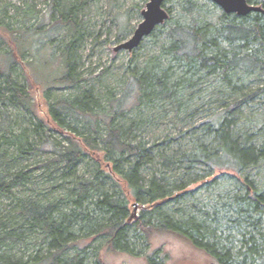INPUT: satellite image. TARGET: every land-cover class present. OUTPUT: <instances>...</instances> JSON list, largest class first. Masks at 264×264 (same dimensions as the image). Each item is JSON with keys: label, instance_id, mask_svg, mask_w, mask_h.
I'll return each instance as SVG.
<instances>
[{"label": "trees", "instance_id": "16d2710c", "mask_svg": "<svg viewBox=\"0 0 264 264\" xmlns=\"http://www.w3.org/2000/svg\"><path fill=\"white\" fill-rule=\"evenodd\" d=\"M248 1L254 3L256 0ZM82 4L75 0H52L53 24L45 30L40 26L30 37H24L31 38L34 50L42 53L48 44H58L61 33L72 35L60 54L53 48L49 51L50 56L58 58L53 59L54 66L62 67L61 74L53 77L57 84H77L74 51L79 27L75 16ZM180 11L183 15H199L201 8L192 0H184ZM55 12L59 13L58 18ZM168 19L167 38L160 54L133 71L121 94L111 95L103 104L100 94L80 89L49 108L55 122L63 129L70 128L76 135L65 134L67 144L61 143L60 148L54 150L56 156L46 165L57 163L61 178H71L72 186L65 197H22L17 199L13 209L0 210V264H106L101 251L103 245L93 244L100 236L106 239L110 249L137 255L131 246V233L137 236L136 232L143 231L146 238L153 229L185 237L220 264H264V232L261 231L264 228L260 222L264 213V184H256L248 174L239 178L248 186L245 194L234 196L230 207L237 213L229 218L238 227L242 219L249 221L253 230L259 232L262 242L252 229L247 230L243 235L249 237L243 239L237 252H234L236 246L231 244L232 239L219 233L218 210H203L194 205L192 210L199 217L185 208L177 209L181 210V215L175 217L159 206L171 197L174 189L186 186L177 185L167 171L182 169L183 176L190 175L191 169L199 163L237 173L264 166V82L251 87L246 84L247 79L250 82L263 79L264 12H250L244 16L223 12L218 23L197 16L188 24ZM71 23L75 32L68 28ZM161 27L158 25L155 31ZM155 31L150 34L152 38ZM33 34L40 35L39 40L37 38L40 44L34 45L36 37ZM163 56L170 58L168 63H163ZM14 64L15 61H11L8 68ZM2 67L0 63V92L3 89L0 100L11 99L29 106L31 96L27 88L18 84ZM6 73L9 80L4 85L1 77ZM210 78L220 82L211 92L224 95L219 100L223 109L214 112L209 124L202 127L193 150L171 156L165 149H157L160 143L148 145L139 138L138 121L151 123L159 118L161 107L175 109L174 115L184 113L190 106L188 103L196 97L202 99L203 94L210 91L205 88ZM256 99L262 108L246 117L256 127L255 131L242 130L239 123L245 118L241 107ZM141 107L157 109L158 114L134 118ZM130 111H134L133 116ZM71 119L83 122L84 130ZM44 127L45 121L40 120L33 129L26 128L18 133L10 130L0 135L1 194L15 198L13 186L26 178V173L14 174L2 160L11 155L20 159L35 151L28 132L38 133ZM203 134L211 136L212 141L203 140ZM87 157L95 159L97 164L92 176L84 177L78 169ZM156 157L160 158L161 167L152 169L146 177L142 171L153 168ZM131 197L138 205L152 204L155 208L143 209L131 216ZM133 219H136L135 226L130 223ZM152 219L156 220L152 222Z\"/></svg>", "mask_w": 264, "mask_h": 264}, {"label": "rangeland", "instance_id": "374dc122", "mask_svg": "<svg viewBox=\"0 0 264 264\" xmlns=\"http://www.w3.org/2000/svg\"><path fill=\"white\" fill-rule=\"evenodd\" d=\"M148 1L75 0V2L84 4L75 16L79 27L77 29L79 37L75 43L76 51H74L76 56L74 59L76 75L74 76H76L77 84L75 82L57 84L53 77L61 74L62 67L54 66L56 61L54 62L53 59L58 58L50 56L49 51L53 48L60 54L72 35L61 33L57 40L58 44H48V47L43 49V54L34 50L31 38H24L30 37V34L40 26H42V30H45L53 24L52 0H0V63L3 64L2 68L6 72H10L11 78L27 88V93L31 96L29 106L11 99L0 100V135L8 134L10 130L16 133L26 128L30 130L34 126L36 127L40 120L45 121V127L39 130V134L28 132L35 151L20 159L11 155L2 160L14 174L23 172L26 173V178L13 186L15 198L0 193V210L13 209L17 199L22 197L33 199L65 197L68 188L72 186V183H69L71 178H61L57 163L49 165L46 163L56 156L54 150L60 148L61 143L67 144L65 134L74 136L76 133L74 131L71 133L70 128L63 129L59 126L52 118L49 108L57 101L76 94L80 89H90L100 94L102 102L105 104L111 95L118 96L124 91L133 71L160 54L161 45L167 38L169 28L167 20L160 24L161 28L154 30L153 38L151 35L145 37L133 51L115 50L118 44L132 36L138 24L143 20L142 11L146 8ZM182 1L184 0H167L165 2L166 9H171L170 12L167 10L169 21H181L188 24L192 22L193 17L197 16L215 23L220 22L224 10L212 0H192L198 3L201 8L199 15L195 13L183 15L180 11ZM254 4L264 7V0H256ZM58 14L55 12V17L58 18ZM73 26L71 23L68 28L70 27L71 31L75 32L76 29ZM33 35L36 37L34 45L40 44L37 42L40 35ZM161 60L163 63H168L170 58L163 56ZM11 61H15V64L9 69L8 65ZM59 62L63 64L64 60L60 58ZM6 76L7 73L1 77L4 85L9 80ZM262 82H264V75L262 80L256 79L253 82H250V79L246 80L249 87L258 86ZM219 84L220 82L216 79H208L205 88L210 91L204 93L202 99L199 100L196 97L193 102L188 103L190 106L184 113L174 115L175 109L170 111L169 107H161L159 118L151 123L143 124L138 121L139 138H142L148 145L160 143L161 145L157 149H165L171 156L179 155L178 153L182 151L193 150L199 136L197 134H200L202 127L209 124L214 112L223 109L219 100L224 95L211 92ZM5 94L9 96L10 93L6 90ZM241 108L245 119L241 120L239 128L250 132L255 131L256 127L246 117L262 108L259 99L244 104ZM141 109V112L134 118L151 117L158 114L157 109L147 110L145 107H141ZM132 112L130 111V115L134 114V111ZM71 122L81 126L84 130L83 122L77 123L72 119ZM204 135L201 136L202 139L204 138L203 140L207 143L212 141L211 136L205 135V139ZM1 149H5V147ZM160 162V158L156 157L153 163L154 167L144 168L143 174L147 177L153 170L160 168ZM96 164L95 159L87 157L79 165V174L84 177L92 176L91 172L96 168ZM167 173L171 174L177 185L186 184V186L182 189H174L171 197L160 203V208L175 217H180L181 210H177L180 208H185L199 217L192 210L195 208L194 205H197L198 208L202 207L203 210H218L221 222L219 233H222L224 238L232 239L233 243L231 244L236 246L234 252H237L243 239L249 237V235L244 236L243 233L254 228L249 221L244 219H242L241 227L231 223L229 216H235L237 212L230 207V203L234 201L235 195L246 192L248 185L245 186V183L239 178H244L248 174L249 179H254L256 184H264V166L237 173L218 167L212 169L209 165L199 163L191 169L190 175L183 176L185 171L182 169L172 173L167 171ZM190 178L194 180L190 181ZM7 179L10 180L11 177H7ZM197 179L200 181H195ZM109 184L112 185V183ZM137 205V201L131 197L129 205L131 216L140 213L143 209L153 210L155 208L152 204L140 203ZM152 220L154 222L156 219ZM135 222L136 219L130 221L131 226H135ZM260 222L264 228V213ZM261 231L264 232V229ZM253 232L256 238L262 242L259 232L256 229ZM136 233L137 236L135 232L134 235L131 233L133 244L131 246L138 253L137 255L110 249L106 244V239L102 236L93 244L103 245L104 248L101 251L106 264H208L216 261L209 253L174 232L153 229L146 238L143 231ZM225 241L228 243V240Z\"/></svg>", "mask_w": 264, "mask_h": 264}, {"label": "water", "instance_id": "95a60500", "mask_svg": "<svg viewBox=\"0 0 264 264\" xmlns=\"http://www.w3.org/2000/svg\"><path fill=\"white\" fill-rule=\"evenodd\" d=\"M167 0H149L146 8L143 9V20L138 24L132 36L121 42L115 47V50L133 51L140 45L142 40L149 36L155 28L164 23L169 18V12L165 7ZM219 5L224 12L236 13L238 15H247L250 12L261 11L264 12V7L259 4H254L248 0H212ZM208 264H220L217 261L209 262Z\"/></svg>", "mask_w": 264, "mask_h": 264}, {"label": "bare ground", "instance_id": "6f19581e", "mask_svg": "<svg viewBox=\"0 0 264 264\" xmlns=\"http://www.w3.org/2000/svg\"><path fill=\"white\" fill-rule=\"evenodd\" d=\"M233 14V13H232Z\"/></svg>", "mask_w": 264, "mask_h": 264}]
</instances>
